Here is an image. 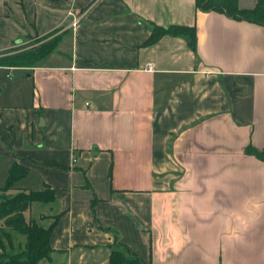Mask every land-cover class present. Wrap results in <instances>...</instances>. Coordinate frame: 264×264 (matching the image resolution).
Instances as JSON below:
<instances>
[{
    "label": "crops",
    "instance_id": "1",
    "mask_svg": "<svg viewBox=\"0 0 264 264\" xmlns=\"http://www.w3.org/2000/svg\"><path fill=\"white\" fill-rule=\"evenodd\" d=\"M173 25L196 49L146 44ZM50 33L36 66H0V156L27 168L17 187L56 192L35 203L56 221L39 264H110L118 245L147 264H264V26L196 0H0V56ZM15 71L25 103L2 100Z\"/></svg>",
    "mask_w": 264,
    "mask_h": 264
},
{
    "label": "trees",
    "instance_id": "2",
    "mask_svg": "<svg viewBox=\"0 0 264 264\" xmlns=\"http://www.w3.org/2000/svg\"><path fill=\"white\" fill-rule=\"evenodd\" d=\"M197 7L202 11H216L225 13L237 20H246L264 26V0H259L252 9H243L239 0H196ZM52 33L40 37L47 39ZM166 34L186 35L190 45L196 49V28L189 26L173 25L167 29L154 27L147 45L155 43ZM58 44V38L42 45L32 46L0 58L3 67H32L36 66L43 58L52 53ZM16 50V49H15ZM18 50H20L18 48ZM11 51V50H10ZM263 157L255 150H248ZM28 170L17 163L13 164L4 186L0 187V264H39L43 259L49 258L52 251L51 237L56 225L54 221L45 227L36 221L29 222L25 212L34 203L49 204L56 200V192L46 186L41 190H20L14 195H5L14 188L17 182L27 176ZM25 237V242L15 244V235ZM110 264H147L136 253L125 246H116L110 255Z\"/></svg>",
    "mask_w": 264,
    "mask_h": 264
},
{
    "label": "rangeland",
    "instance_id": "3",
    "mask_svg": "<svg viewBox=\"0 0 264 264\" xmlns=\"http://www.w3.org/2000/svg\"><path fill=\"white\" fill-rule=\"evenodd\" d=\"M54 38H50V39H42L40 40V38L36 39L35 43L37 45H42L44 43H47L49 41H52ZM28 46H22L18 49H13L3 55L0 56V58L4 57V56H8L10 54L16 53L18 51L21 50H25L27 49ZM28 72L26 71H15L13 76H12V80H9L8 78L5 77V73L1 72V80L3 81V83L5 82L8 85V88L3 92L2 95V100H6L9 102H27L29 101V99L31 98V91H32V81L31 79H29V77L27 76ZM10 165H8V161L7 159H5L3 157V155L0 156V187L4 186L9 174V169ZM20 183V184H19ZM18 184L15 185L14 188L10 189L9 191H7L5 193V195H14L16 193H18V191L20 190H24V188H19L17 187V185H21L22 182H19ZM1 195V192H0ZM38 204V203H37ZM41 205V204H39ZM25 216L27 218V220L29 222L31 221H36L37 223H39L40 221V212L37 209V206H35V203L31 206V208L29 210H27L25 212ZM40 224V223H39ZM16 240H15V244L17 245L19 242L24 243L25 242V237L16 234L15 235Z\"/></svg>",
    "mask_w": 264,
    "mask_h": 264
},
{
    "label": "built area",
    "instance_id": "4",
    "mask_svg": "<svg viewBox=\"0 0 264 264\" xmlns=\"http://www.w3.org/2000/svg\"><path fill=\"white\" fill-rule=\"evenodd\" d=\"M79 22V18H74L73 19V26H76ZM150 69H152V67H149Z\"/></svg>",
    "mask_w": 264,
    "mask_h": 264
}]
</instances>
